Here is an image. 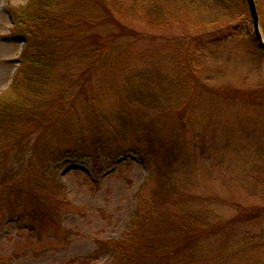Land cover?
<instances>
[{
    "label": "rangeland",
    "instance_id": "obj_1",
    "mask_svg": "<svg viewBox=\"0 0 264 264\" xmlns=\"http://www.w3.org/2000/svg\"><path fill=\"white\" fill-rule=\"evenodd\" d=\"M28 1L0 0V99L42 109L65 106L70 120L78 123L79 117L83 125L89 99L104 112L123 106L126 78L145 83L153 100L151 107H124L138 123L136 129L120 130L125 155L98 161L68 156L55 164L65 184L57 226L36 235L0 216V264L110 262L108 246L125 236L137 192L148 195L157 183L138 155L147 146L153 163L165 170L169 159L178 176L191 178L192 200L183 205L180 200L181 209L195 205L218 221L264 204V53L248 39L253 21L246 0H55L54 10L76 21L71 26L76 42L61 45L69 51L59 66L62 81L43 95L17 97L10 87L26 41L14 12ZM256 3L264 36V0ZM229 88L234 92L225 91ZM62 94L64 104L57 100ZM179 134L176 149L165 155V143L178 141ZM251 224L264 228V216ZM228 239L226 244L207 239L196 264L224 259L225 264H264L262 244L237 246ZM95 250L93 259L72 262Z\"/></svg>",
    "mask_w": 264,
    "mask_h": 264
},
{
    "label": "trees",
    "instance_id": "obj_2",
    "mask_svg": "<svg viewBox=\"0 0 264 264\" xmlns=\"http://www.w3.org/2000/svg\"><path fill=\"white\" fill-rule=\"evenodd\" d=\"M54 2L29 0L15 9L18 33L26 41L21 65L10 87L17 97L22 93L43 95L62 81L59 66L69 51L61 45L63 41L65 45L68 41L76 42L77 37L71 32L76 21L55 11ZM258 12L261 19L262 12L260 9ZM243 21L249 24V17ZM248 39L255 44L249 32ZM103 46L104 43L100 48ZM188 46L189 41L183 44L185 57ZM191 74L196 81L197 76L192 71ZM125 80L123 106L104 112L89 99L85 125L79 117L78 123L72 122L70 112L63 111L65 106L48 105L42 109L30 107L26 102L0 99V216L4 220L15 222L18 228L36 235L57 226L61 205L65 204V184L59 179L55 164L68 156H90L98 161L101 156L114 160L127 153L121 146L122 134L136 129L138 123H134L133 116L124 107L131 103L151 107L153 96L146 91L145 83ZM57 100L65 103L63 94ZM128 119L132 122H127ZM176 137L178 141L164 142L165 155L176 149L180 134ZM136 141L140 142V137ZM147 151L138 155L140 162L149 168V176H156V186L148 195L137 192V204L125 236L112 240L108 246L112 259L107 264H196V256L207 239L212 244L222 240L226 244L228 237H232L231 242L237 246L254 240L264 246V228L251 226V221L264 216V204L242 207L231 217L218 221L207 219L206 211L195 205H192L194 210L181 209L180 200L182 205L192 200L189 196L193 192H188L193 184L191 178L178 176L169 159L163 170L162 165L153 163L149 146ZM24 152L26 157H19ZM101 242L97 240L99 246ZM95 255L96 250L72 262H87Z\"/></svg>",
    "mask_w": 264,
    "mask_h": 264
},
{
    "label": "water",
    "instance_id": "obj_3",
    "mask_svg": "<svg viewBox=\"0 0 264 264\" xmlns=\"http://www.w3.org/2000/svg\"><path fill=\"white\" fill-rule=\"evenodd\" d=\"M253 21V36L259 49L264 50V36L261 31L259 14L255 0H246Z\"/></svg>",
    "mask_w": 264,
    "mask_h": 264
}]
</instances>
